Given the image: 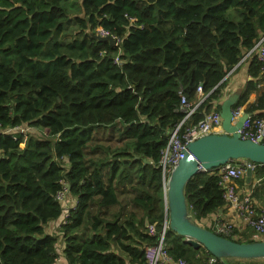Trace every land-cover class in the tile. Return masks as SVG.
Masks as SVG:
<instances>
[{"label":"trees","instance_id":"obj_1","mask_svg":"<svg viewBox=\"0 0 264 264\" xmlns=\"http://www.w3.org/2000/svg\"><path fill=\"white\" fill-rule=\"evenodd\" d=\"M100 27L119 45L95 39ZM263 35L264 0H0V264H54L59 238L66 264H144L159 240L148 225L159 233L169 220L159 159L184 118L180 91L206 95L186 126L220 110L224 78ZM247 111L264 118V91ZM256 175L264 184V164ZM61 180L78 210L59 236L46 228L64 213ZM219 181L215 169L187 183L193 223L226 206ZM250 236L229 239L258 241ZM165 243L175 260L211 255L170 227ZM229 259L264 264H219Z\"/></svg>","mask_w":264,"mask_h":264},{"label":"built area","instance_id":"obj_2","mask_svg":"<svg viewBox=\"0 0 264 264\" xmlns=\"http://www.w3.org/2000/svg\"><path fill=\"white\" fill-rule=\"evenodd\" d=\"M133 21L136 19L131 18ZM97 34L101 37H112L116 40L118 46L121 42L119 37H115L109 30L98 28ZM254 54L257 61L262 64V72H264V35L256 42V45L250 50ZM115 63L121 65L119 58L115 59ZM181 102L178 110L183 113L184 118L169 133L168 143L161 151L159 166L162 169L164 178L165 195L168 190V180L171 174L189 152V144L197 139L210 134L221 133L222 117L220 110H214L197 123L186 124L192 119L197 107L205 100L206 95L202 86L197 88V101L190 102L183 91H180ZM233 122L235 123L243 114H245L244 106H235L232 110ZM23 130V129H19ZM1 131V129H0ZM243 140H250L255 143L264 145V118L249 115L244 121L241 129L238 130ZM259 164L248 159L233 160L226 165L218 168L220 181L219 188L222 191V197L225 205L233 211L234 220L224 221L215 219L211 226L212 232L227 238H239L242 228H249L258 238V241H264V207L257 205L254 199L256 188H258L262 179L256 175ZM251 169L253 179L247 188L240 184V181L246 178V172ZM61 188L56 194V199L63 205L65 217L62 225L68 223L71 213L78 210L77 200L72 203L69 200L71 194L70 185L66 180H61ZM169 220L166 218L162 230L158 233L156 224H149L148 229L151 235H158L159 240L156 244L147 245L145 247L144 264H192L185 259L179 258L175 260L168 251L165 243L166 233ZM220 258L210 255L206 261L207 264H219ZM57 264V261L56 263Z\"/></svg>","mask_w":264,"mask_h":264},{"label":"water","instance_id":"obj_3","mask_svg":"<svg viewBox=\"0 0 264 264\" xmlns=\"http://www.w3.org/2000/svg\"><path fill=\"white\" fill-rule=\"evenodd\" d=\"M92 35L99 41H107L112 46L116 45V40L112 37H101L95 33ZM240 97L241 95L236 93L221 103L223 129L221 133L207 135L189 144V152L179 162L168 180L165 200L169 209L170 228L184 237L185 242L195 249L203 247L218 258L264 259V241L242 243L231 240L193 223L188 214L185 188L197 174L218 169L233 160L248 159L264 164V145L243 140L238 133L250 114L245 113L235 123L233 122L232 110ZM252 179L253 172L248 169L247 188Z\"/></svg>","mask_w":264,"mask_h":264},{"label":"crops","instance_id":"obj_4","mask_svg":"<svg viewBox=\"0 0 264 264\" xmlns=\"http://www.w3.org/2000/svg\"><path fill=\"white\" fill-rule=\"evenodd\" d=\"M254 59H256V58H255L254 54L251 53V51L244 53V56L241 59V62L237 66H235V68H233L229 72V74L224 78L223 81H225L226 85L222 90V96H221V100H220V104H221L230 95H233L236 93H239V95H241L245 91V88L247 87V85H249V83H255L257 88L250 95L248 103L244 106L245 112L248 114H251L253 116L257 115L259 113V111L248 112L247 107L249 105L256 103L257 98L259 96H261L262 92L264 91V72H261V74L259 76H253L251 74V71H250L252 61ZM215 108L216 107H214V109ZM245 187H246V185H245ZM254 199H255V202L257 203V205L264 207V201L258 200L257 197H254ZM68 201L74 203L76 201V198L73 195H71L69 197ZM64 217H65V213H63V216H61L57 221L50 222L46 228L47 232L50 234L56 233L59 236H62L61 226H62V221L64 220ZM215 218L222 219L224 221H233L234 220V214H233V211H231L227 206H225L224 208L220 209L218 213L211 215V218L209 219L210 222ZM209 220H206V222L201 224V226H203V227L208 226L209 224H206V223H208ZM56 228L58 229V231L56 230ZM244 233H246L248 236L251 235V237H250L251 239L258 240V238L256 236H253L254 233L252 232L251 229L242 228L241 234H244ZM241 234H239V235H241ZM60 240H61V238H59V241ZM59 241H58V243H59ZM58 243H57L58 252L60 253L62 248H64V247H63V245H60ZM229 260H227L228 264H237L236 263L237 261H229ZM240 262H241V264H244L243 261H240ZM66 263H67L66 259L63 258V254H62L59 257V259L57 260V264H66Z\"/></svg>","mask_w":264,"mask_h":264},{"label":"rangeland","instance_id":"obj_5","mask_svg":"<svg viewBox=\"0 0 264 264\" xmlns=\"http://www.w3.org/2000/svg\"><path fill=\"white\" fill-rule=\"evenodd\" d=\"M69 4H71V5H73V8L75 9V10H77V8H78V4L76 3V2H68ZM63 39H64V41H69V38H64V36H63ZM26 130H30V131H33V130H31V129H26ZM98 143H100V144H103V145H105V133H103V132H100L99 134H98ZM262 185H264L263 184V182H262ZM70 196H71V194H70ZM69 196V197H70ZM257 198H258V200H261V201H264V186H263V189L260 191V193L258 194V196H257ZM56 230L58 231V229L56 228ZM254 236V235H253ZM251 237V236H250ZM257 239V238H256ZM58 244H60V245H63V242H62V239L59 241V243ZM60 254V256L62 255V253L60 252L59 253ZM229 261H232V259H230ZM261 261H264V259L263 260H261Z\"/></svg>","mask_w":264,"mask_h":264},{"label":"clouds","instance_id":"obj_6","mask_svg":"<svg viewBox=\"0 0 264 264\" xmlns=\"http://www.w3.org/2000/svg\"><path fill=\"white\" fill-rule=\"evenodd\" d=\"M72 195V194H71Z\"/></svg>","mask_w":264,"mask_h":264}]
</instances>
